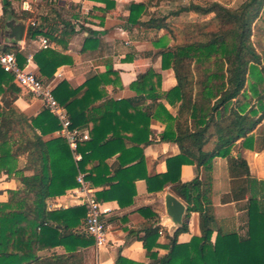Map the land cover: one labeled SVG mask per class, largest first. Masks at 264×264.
Masks as SVG:
<instances>
[{
    "label": "trees",
    "instance_id": "16d2710c",
    "mask_svg": "<svg viewBox=\"0 0 264 264\" xmlns=\"http://www.w3.org/2000/svg\"><path fill=\"white\" fill-rule=\"evenodd\" d=\"M150 1L132 4L131 21L155 30L167 29L166 17L150 16L145 21L140 20ZM263 6L264 0H246L235 8L218 1L193 2L173 11L174 16L184 12L214 13L219 28L205 38L177 46H166L163 39L158 41L157 45L165 46L161 52L162 68L173 69L176 86L160 92L161 74L149 71L131 87L140 93L142 100L150 99V103L142 105L139 99L107 101L98 123L94 119L96 124L90 140L78 147L82 155L79 161L74 159L63 137L44 139L45 135L59 130L58 118L48 108L34 117L20 110L15 99L26 89L11 73L0 68V177L5 173L20 182V187L8 191L7 201H0V264H84L78 249L94 242L83 230L87 206L49 209L48 199L78 186L77 177L85 171L90 158L100 156L103 162L109 154L119 153L121 160V168L116 171L117 186L133 185L140 177L132 176L131 170L144 162L141 145L151 143L152 118L167 123L161 139L177 143L181 152L167 159L166 173L140 176L147 180L148 187H154L153 183H156L155 187H164L171 182L173 189L188 203V213L200 212L202 231L201 236L178 244L177 236L188 227L179 228L171 239L169 253L156 257L158 263L264 264V179L253 177L247 161L232 155L240 139L244 148L264 150V135L256 133L264 120V56L251 40L252 23ZM41 32L37 27H30L28 35L33 37ZM61 58L59 52L49 48L40 51L36 57L48 77L62 65ZM213 58L217 68L206 67L203 76L196 78L192 62L204 66ZM250 73L256 81L248 92L246 84ZM109 81L106 75L88 80L87 90L81 97L79 90H70L65 81L54 89L56 98L68 110L73 126L87 123L90 118L86 110L94 100L102 98L99 85ZM159 98L176 107L177 115L158 101ZM110 130L113 138L106 139ZM122 130L131 133L128 138L135 145L125 146L123 140L127 135ZM22 155L26 157L23 167L19 164ZM216 157L228 158L232 177L231 191L223 200L246 201L248 230L247 236L242 238L233 232L220 231L212 243L215 217L207 194L211 189V178L201 179L199 169L203 167L210 171ZM184 164L196 166L197 175L190 182L180 179ZM97 169V174L92 171L86 179L94 184L110 180L100 175L101 168ZM25 171L32 173L25 174ZM157 234L156 229L150 230L148 237L156 238ZM57 246H64L66 252L51 251ZM144 246L151 251V242L145 239ZM124 261L120 257L118 264H125Z\"/></svg>",
    "mask_w": 264,
    "mask_h": 264
},
{
    "label": "crops",
    "instance_id": "0c3cea01",
    "mask_svg": "<svg viewBox=\"0 0 264 264\" xmlns=\"http://www.w3.org/2000/svg\"><path fill=\"white\" fill-rule=\"evenodd\" d=\"M148 1L0 0V48L17 50L21 67L43 78L53 89L65 81L70 90H79L80 97L87 90L85 84L88 80L95 77L101 79L106 75L110 81L102 82L98 89L102 98L92 102L86 110L90 119L79 126L91 134L94 125L98 123L99 117L106 110L104 104L107 101L139 99L142 105L151 102L150 99L142 100L140 93L131 87L132 83L139 80L142 75L149 71L161 74L160 92L168 91L177 84L173 69L162 68V55H156L151 47H144L148 45L144 39L145 31L151 28L130 19L132 4L148 3ZM148 7L142 15L149 12ZM149 18L150 16L147 19ZM147 19L140 18L142 21ZM31 21H36L37 26H31ZM22 23L25 29L22 37L17 40L11 26ZM30 27H37L42 32L30 37L28 35ZM141 28H143L142 40L139 39L138 34ZM42 37L49 39L48 47L42 46ZM48 48L59 52L63 60L62 65L56 68L52 77L44 75L36 59L40 51ZM158 101L164 103L174 116L177 115V108L171 106L166 99L159 98ZM15 104L30 117L37 116L45 108L43 102L27 90L15 99ZM166 127L167 123L156 118L151 119V143L141 145L144 162L139 164L136 170H131L132 176L140 177L133 185L117 186L119 179L116 171L121 168L119 153L107 155L103 162L100 156L93 157L85 164L86 175L92 171L97 174L99 167L100 175L110 180L94 184L87 179L103 211L107 238L102 246H97L94 241L78 249L83 255L84 264H118L120 257L125 260V264H134V262L159 264L156 257L161 258L169 253L171 239L179 228L184 225L188 227L177 236L178 244L187 243L192 237L202 235L200 212L188 213V203L173 189L171 182L164 187H155L156 183H153L154 187H148L147 180L140 176L146 174L154 177L166 173L167 159L180 154L181 150L177 143L161 139ZM110 131L106 139L113 138L111 137L113 131ZM122 133L127 135L123 140L126 147L135 145L128 138L131 135L130 132L122 130ZM57 137H60L59 130L45 135L44 139L50 140ZM241 142V139L236 142L232 155L247 161L253 177L264 179V150L244 148ZM25 163L26 157L20 156V166L23 167ZM31 173L32 171H25V174ZM196 175V166L182 165L180 173L182 182H190ZM199 176L203 180L211 178V189L207 194L212 201L215 217L212 221L214 229L212 243L215 242L220 231L233 232L241 238L247 236L246 201L224 202L223 200L232 188L228 158H214L212 169L207 171L201 167ZM18 187L20 182L17 178L8 177L3 173L0 177V201H7L8 191ZM80 188L78 185L68 189L62 195L49 198V209H66L85 205L84 193L80 191ZM168 195L175 197L186 207L180 225L175 224L169 213L166 204ZM155 229L158 231L156 238L148 237V232ZM145 239L152 243L150 252L144 246ZM51 251L65 253L66 249L64 246H57ZM152 253L155 255L152 256Z\"/></svg>",
    "mask_w": 264,
    "mask_h": 264
},
{
    "label": "rangeland",
    "instance_id": "374dc122",
    "mask_svg": "<svg viewBox=\"0 0 264 264\" xmlns=\"http://www.w3.org/2000/svg\"><path fill=\"white\" fill-rule=\"evenodd\" d=\"M213 1H218L228 7H239L246 0H151L148 13L140 16L142 19H147L149 16L166 17L169 27L167 29L155 30L151 29L145 31L144 39L147 46L155 51V54H161L165 46H159L156 43L163 39L166 46H177L181 44L190 43L202 38H205L208 33L218 30V21L214 18V13L208 15H201L195 12L182 13L179 16H174L173 11L177 10L182 5H189L190 3L208 4ZM139 39L142 40L143 28L139 29ZM251 40L254 43L257 51L264 56V6L260 9L258 16L252 23ZM144 49V48H143ZM161 56V55H159ZM191 67L194 69L196 78H201L206 67L210 70L217 68V63L213 58L204 66L198 62H192ZM259 67V66H258ZM256 79L250 73L248 76L246 90L251 92V84ZM51 86V85H50ZM52 87V86H51ZM53 88V87H52ZM256 133L264 135V120L258 126Z\"/></svg>",
    "mask_w": 264,
    "mask_h": 264
},
{
    "label": "built area",
    "instance_id": "2783aa9c",
    "mask_svg": "<svg viewBox=\"0 0 264 264\" xmlns=\"http://www.w3.org/2000/svg\"><path fill=\"white\" fill-rule=\"evenodd\" d=\"M30 25L37 26V22L31 21ZM41 42L43 47H48L50 44L49 39L46 37H42ZM0 68L11 73L19 84L33 96L39 98L43 102L44 107L48 108L58 118L60 137L67 141L76 161L81 160L82 155L79 153L78 147L80 143L90 140L91 134L86 129L73 126L68 110L58 101L50 84L45 83L34 72L21 67L15 51L0 48ZM77 180L81 187L80 191L84 193V204L88 209L83 230L93 237L97 246H102L106 243L107 226L103 219L100 203L96 199L84 172L79 173Z\"/></svg>",
    "mask_w": 264,
    "mask_h": 264
},
{
    "label": "water",
    "instance_id": "95a60500",
    "mask_svg": "<svg viewBox=\"0 0 264 264\" xmlns=\"http://www.w3.org/2000/svg\"><path fill=\"white\" fill-rule=\"evenodd\" d=\"M6 2V1H4ZM14 29V33L16 35V39L19 40L22 37L23 31L25 29V25L19 24L17 26H11ZM166 204L169 210V213L172 215V219L176 225L181 224L182 216L186 210V207L175 197L168 195L166 199Z\"/></svg>",
    "mask_w": 264,
    "mask_h": 264
}]
</instances>
